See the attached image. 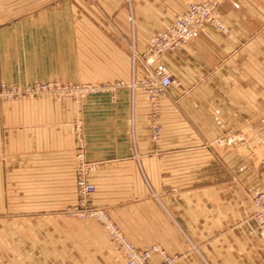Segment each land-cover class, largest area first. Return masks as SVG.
Returning <instances> with one entry per match:
<instances>
[{"label": "crops", "instance_id": "crops-1", "mask_svg": "<svg viewBox=\"0 0 264 264\" xmlns=\"http://www.w3.org/2000/svg\"><path fill=\"white\" fill-rule=\"evenodd\" d=\"M197 1L0 0V80L139 81L150 37ZM219 16L227 32L208 23L162 56L177 83L159 142L140 88L0 100V264L125 261L95 220L65 215L77 117L92 203L138 248L157 244L174 264H264L252 201L264 191V0H224ZM224 135L240 140L210 145Z\"/></svg>", "mask_w": 264, "mask_h": 264}, {"label": "built area", "instance_id": "built-area-1", "mask_svg": "<svg viewBox=\"0 0 264 264\" xmlns=\"http://www.w3.org/2000/svg\"><path fill=\"white\" fill-rule=\"evenodd\" d=\"M224 0H200L190 2L184 12L179 13L172 24L165 30L152 35L146 44L141 60L146 68V74L131 82L118 81L109 89L115 91L119 87L129 86L134 92L140 88L146 92L149 103L150 133L155 142L161 139L163 125L160 121L162 97L169 87L177 83V79L170 71L161 64L164 53L169 50L182 47L186 41L196 35L206 24L211 23L223 32H227L225 24L219 16V8ZM50 85H27L25 87L14 84L10 85L5 80H0V99L5 101L18 100L22 97L37 96L48 91ZM79 86L77 87V89ZM92 90L100 87H90ZM74 88L70 89V94ZM239 138L235 135H224L214 139L210 145L218 147H234ZM76 142V186L78 192L77 203L66 209L65 213L71 218L95 220L107 233L114 247L121 253L125 261L121 264H174L175 257L170 255L164 248L154 244L149 248H138L122 232L117 224L111 219L110 214L104 208L97 207L92 203V196L96 192V185L90 180L92 163L86 156V143L83 126L80 118L75 122ZM255 213L254 219L264 234V191L255 194L252 198ZM158 256L160 260L153 263L152 259Z\"/></svg>", "mask_w": 264, "mask_h": 264}, {"label": "rangeland", "instance_id": "rangeland-1", "mask_svg": "<svg viewBox=\"0 0 264 264\" xmlns=\"http://www.w3.org/2000/svg\"><path fill=\"white\" fill-rule=\"evenodd\" d=\"M9 84L10 85H14L16 83H9ZM17 85H20V86H23V87H25L27 85H34V86L35 85H50L51 88L48 91L43 92V93H41V94H39L37 96H41L42 97L44 95H50V96H54L57 99H63V98H66V97H70L77 104L81 103L82 99H84L86 96H88L90 94L101 93V92H106V91L114 93L113 90L109 89V87L112 84L102 83L101 81H93V82H85V83H70V82H67V81H63L61 79H42V80H36V81L30 82V83H27L25 85H22V84H17ZM78 86H79V88L77 89ZM90 87H100V90L99 89L92 90ZM71 88H74V93L73 94H70V89ZM113 97H114V94H113ZM25 98H29V97H25ZM30 98L33 99L35 97H30ZM20 99H24V97H22ZM0 100H2V99H0ZM2 101H5V100H2ZM75 122H76V118H75V121H74V130H75ZM65 215L68 218H71L67 214H65ZM76 219H78V218H76Z\"/></svg>", "mask_w": 264, "mask_h": 264}]
</instances>
